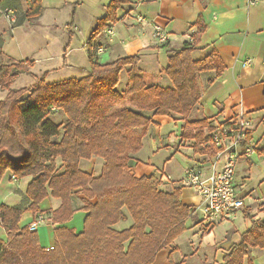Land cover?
<instances>
[{
    "label": "trees",
    "instance_id": "1",
    "mask_svg": "<svg viewBox=\"0 0 264 264\" xmlns=\"http://www.w3.org/2000/svg\"><path fill=\"white\" fill-rule=\"evenodd\" d=\"M129 2L111 0L106 7V16L98 20L86 44L91 69L80 79L50 83L48 72H44L32 87L14 90L16 80L36 63L7 58L0 37V89L8 92L0 104V184L7 174L12 181L31 178L27 210L34 214L40 213L39 205L48 198L61 201L48 218L54 226L59 225L53 249L41 247L37 231L20 226L24 209L0 206V230L5 232L0 238V264H153L160 251L187 231L188 221L196 214L182 202L181 186L162 189L158 177H136L129 163L154 124L144 110L157 117L178 116L184 121L181 139L193 141L195 153H217L214 147L206 146L213 132L208 120L188 118L202 98L199 75L211 71L221 74L226 65L215 49L202 60L193 59L207 30L202 18L193 26L191 41L174 52L161 75L141 71L137 56L102 64L98 37L119 22L118 12ZM42 12V0H32L20 19L37 23ZM73 28L74 22L67 27L69 42ZM123 72H127L128 82L121 92L118 86ZM164 76L171 87L160 85ZM139 96L148 101L138 105V110L123 107ZM25 101L29 104L22 108ZM54 113L64 114L65 123H56L51 118ZM94 157L105 163L98 177L80 168L82 160ZM80 195L85 200L78 208L75 198ZM77 210L87 213L80 234L61 227ZM128 217L133 220L131 228L117 231L114 226ZM253 249L264 250V220L252 221L225 264H244Z\"/></svg>",
    "mask_w": 264,
    "mask_h": 264
},
{
    "label": "crops",
    "instance_id": "2",
    "mask_svg": "<svg viewBox=\"0 0 264 264\" xmlns=\"http://www.w3.org/2000/svg\"><path fill=\"white\" fill-rule=\"evenodd\" d=\"M85 1L42 0V16L50 12L69 10L96 11L90 17L87 16L90 32L97 26L98 20L106 16L107 10L105 6L96 5L94 7L89 5L85 10ZM6 7L18 12H16L18 15L16 26L2 15V10ZM29 7L30 2L25 4L21 0H5L0 4V37L3 42L2 49L7 58L18 61L15 55H21L24 50V47L18 44V39L21 43L24 37L28 38L20 30L30 23L20 18ZM118 16L120 17L119 22L108 27L98 37L101 45L99 51L102 50V53H99L100 62L104 60L103 63L107 64L121 57L137 56L139 57V69L154 75H161L163 70L169 66V59L174 52L182 49L191 41L189 35L193 31V26L202 18L207 30L196 45L192 54L193 59L202 60L215 49L222 57L226 69L221 74L211 71L199 75L202 98L193 111L195 114L192 113L190 116V120L192 118L195 121L207 119L213 131L225 123L237 121L242 115L253 122L254 130L250 137L258 143L257 152L252 158L242 157L236 171L237 190L239 195L245 198L244 211L238 214L235 221L219 224L206 231L200 224L201 199L198 197V202L194 204L189 202L187 205L196 214L188 221L187 231L176 239L172 246L160 251L153 263L225 264L226 256L240 243L241 234L251 227L252 221L264 220V0H130L119 10ZM139 16L144 17L146 23H138L137 17ZM156 23L170 35V41L165 45H158L153 38ZM109 31L113 34H109ZM73 33L74 36L81 33L77 24H74ZM44 37L54 40V37L49 34H45ZM87 39L88 36L83 37L84 42L80 49L85 57L87 56ZM14 50L17 52H13ZM61 57L62 55L58 53L36 57L33 59L36 63L34 67L46 69L44 72H48V77L54 72L77 67L61 65V62H58ZM26 59L28 58L24 55L21 56L20 61ZM29 59L32 60V58ZM87 75L88 72H85L80 78ZM121 80L123 84L122 86L119 84L118 90L122 92L128 82L127 72L122 73ZM160 85L171 87L172 83L164 76ZM150 112L152 111L144 110L143 113L147 115ZM148 116L152 118L154 124L150 126L148 134L144 137L143 145L148 139L153 140L154 154L164 149L169 153L162 172L155 171L149 174L150 176L154 175L158 178L165 176V169L169 170L172 165L174 151L180 154L190 152L188 154L190 159L185 161V167L175 174V178H172L174 182L163 185L166 189L168 186L179 184L185 171L194 164V160L200 159L205 162V159L204 155L194 152L193 141L191 145L182 141L181 134L173 139L161 135V128L172 124L174 126L180 124L182 132L184 121L178 120V116L174 118L157 117L153 114ZM176 144L177 147L173 153L170 152V146ZM139 156L140 152L135 154L129 163L130 171L136 177L143 176L142 173L137 172V169L141 167ZM104 164L101 158L94 157L91 160H82L80 168L98 177L102 174ZM26 191H21L18 187L19 200L17 204L11 205L24 209V218L22 215L23 219L21 218L20 221L21 227L29 226L39 216L49 218V213L57 210L61 205L60 200L48 198L39 205L40 213L34 214L27 210L31 202L27 198ZM190 192L183 188L182 197L186 195L188 198ZM84 200L83 195L76 197L75 206L82 207ZM80 214L86 218L87 213L83 210H77L74 216ZM25 218L31 219L28 224H22ZM68 223L61 227H67ZM132 225L133 220L128 217L126 221L120 222L114 228L117 231H123L131 228ZM4 236L5 232L0 230V238ZM244 264H264V250H250L244 259Z\"/></svg>",
    "mask_w": 264,
    "mask_h": 264
},
{
    "label": "rangeland",
    "instance_id": "3",
    "mask_svg": "<svg viewBox=\"0 0 264 264\" xmlns=\"http://www.w3.org/2000/svg\"><path fill=\"white\" fill-rule=\"evenodd\" d=\"M21 1L27 4L29 2L31 3L32 0H21ZM110 1L111 0H86L85 1L86 5L84 9L86 10L89 5H92V7H94V5L98 7L100 6L107 7ZM94 12L96 11H70L69 10V11H60V12H50V13L43 15L42 18L38 21V23H33L31 25L26 24L25 27L22 28V30H20V32L24 33L25 36H27L28 38L24 37L23 38L24 41H21V43H20V40L18 39V44L23 46L24 50L21 52V55H15L17 57V60L20 61L21 56H24V55H25V58H28V59L32 58L33 60L36 57H40L43 55H52V54L58 53L59 55H62L61 59L58 60V62H61V65L67 64V65L77 66V67L75 68L69 67L63 71L54 72L51 75H49V77L47 78V81L50 83H54L58 81L68 80V79H80L83 73L89 72L91 69L88 56L85 57L84 53L80 49H82L81 46L83 45V42H84L83 37L88 36V39H89L93 31L92 30L89 32L90 29H89V25L87 24V21H88V17H90V15H92V13ZM72 22L78 25L81 33H79L80 35L78 36H74L72 40L69 42L70 36L66 30L67 29L66 27H68V25H70ZM45 34L52 35L54 37V40H51L50 38L49 39L45 38L44 37ZM31 40H33L34 43ZM12 48H14V46ZM66 48L67 50L65 51ZM13 52H17V51L14 50ZM103 62L105 61L103 60L101 63L104 64ZM45 70L46 69L44 68H35V67L30 68L28 74H22L16 80V82L13 85V89L20 90L23 88L32 87L33 85L36 84L37 79L42 77ZM122 84H123V81L121 80L120 85L122 86ZM7 94H8L7 91H3L0 89V104L7 97ZM25 97H27V95ZM147 101L148 100L146 98L139 96L132 100H128L123 105V107H129V108L138 110V105L146 104ZM28 104L29 102L25 101L21 107L25 108ZM152 114L153 112L147 113V115H152ZM51 118L56 123H61V124H64L66 121V118L64 114L62 113H54L52 114ZM191 121H195L194 118H192ZM160 132L162 136L169 138V139L171 138L173 139L176 136L179 137L181 134V125L178 124L177 126H174L172 124L170 126L161 128ZM182 141H186L187 144H190V145L194 143V142L191 143V140H182ZM154 146H155L154 141L148 139L146 144H144L142 149L139 151L140 152L139 159L141 161V167L137 169L138 174L142 173L141 175L143 176H150L151 173H154L155 171L162 172V169L164 168L163 166L166 160L168 159L167 157L169 156V153L166 151V149H164V150H161L158 154H154V151H155ZM176 147H177V144L172 147L170 146V152L173 153ZM188 154H190L189 151H187V153H184V154L175 153L174 151V153L172 154L173 155L172 165L170 166L169 170L165 169V172H164L165 176L175 178V174H177L179 171H181L185 167V161L190 159V155ZM60 165H61L60 160H57V166L59 168H60ZM62 172H63V169L59 170V173H62ZM10 177H11L10 174L6 175L0 184V206L2 204H6L9 206L13 205L14 203L17 204V201L19 200V194L17 192L18 187L21 191H25L27 190L28 185L31 182V180L27 178V179H22L20 183H17L16 181L13 182L10 179ZM163 177L164 176H161L159 177V179L161 183L165 185L168 182H164ZM172 182H174V180ZM176 186H179V184H176ZM170 188L171 186H168L166 190ZM186 190H190L191 192L188 198H186V195H183L182 202L184 204L186 203V205L189 202L191 204L198 202L199 198L198 196H196L194 191L188 188H186ZM23 218H24V215H23ZM47 219L48 218H45L46 222L43 223L39 227V231H38L40 244L42 248L44 249H47V248L50 249L51 247H54L56 245L55 229L59 227L57 225L54 226V224L52 222H48ZM30 220L25 218L22 224H28ZM84 227H85V218L82 214L73 216V218L71 219V221H69L67 225V228L71 229L76 234L82 233L84 231Z\"/></svg>",
    "mask_w": 264,
    "mask_h": 264
},
{
    "label": "built area",
    "instance_id": "4",
    "mask_svg": "<svg viewBox=\"0 0 264 264\" xmlns=\"http://www.w3.org/2000/svg\"><path fill=\"white\" fill-rule=\"evenodd\" d=\"M2 15L12 24L17 21L18 15L13 9L2 10ZM137 21L140 24L146 23L142 16L137 17ZM109 34L113 32L109 31ZM153 38L158 45H165L170 41V35L158 23L154 24ZM98 53H102V50ZM253 130V122L243 115L237 121L218 127L212 132L211 141L206 145L217 149V153L204 155L205 162L194 160V164L179 181V186L193 190L201 199L200 224L205 229L235 221L246 207L245 198L237 190L236 171L242 157L252 158L257 152L258 143L250 137ZM13 180L17 182V179ZM163 181L171 182L172 178L164 176ZM45 222V218L39 216L29 228L36 231Z\"/></svg>",
    "mask_w": 264,
    "mask_h": 264
}]
</instances>
